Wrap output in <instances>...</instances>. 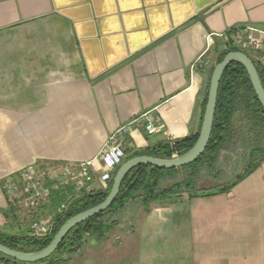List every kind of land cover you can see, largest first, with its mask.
Here are the masks:
<instances>
[{
  "label": "crops",
  "instance_id": "0c3cea01",
  "mask_svg": "<svg viewBox=\"0 0 264 264\" xmlns=\"http://www.w3.org/2000/svg\"><path fill=\"white\" fill-rule=\"evenodd\" d=\"M248 27L264 29V0H0V229L52 217L18 204L6 218L4 183L26 167L93 161L87 191L104 189L98 155L120 127L131 151L197 132L224 40L192 66L209 34ZM140 212L70 264H264V163L228 193Z\"/></svg>",
  "mask_w": 264,
  "mask_h": 264
},
{
  "label": "trees",
  "instance_id": "16d2710c",
  "mask_svg": "<svg viewBox=\"0 0 264 264\" xmlns=\"http://www.w3.org/2000/svg\"><path fill=\"white\" fill-rule=\"evenodd\" d=\"M232 51L241 50L222 49L218 52L216 65ZM246 53L252 58L248 52ZM253 61L264 85V70L255 60ZM214 68L215 66L211 69L202 91L198 131L185 138L159 142L145 149L133 151L127 149L125 161L142 155L171 159L185 154L195 145L208 101ZM239 141L242 147L250 149L246 166L233 180L224 182L225 172L220 165L221 155L224 151L234 152ZM262 163H264V108L255 93L246 68L238 62H233L225 71L220 83L213 133L202 156L189 165L173 169L151 165L135 167L124 179L120 193L112 206L71 230L49 258L37 263H27L0 254V264H70L74 255L84 247L90 237L99 240L107 237L119 222L114 216L121 213L130 203L138 202L148 212L154 203L175 204L187 197H208L228 193ZM118 168L114 171L107 188L75 193L73 188L69 187L55 193L52 198L54 208L51 217L54 228L50 234L37 236L32 226L21 233H10L0 229V244L26 253L46 248L68 219L99 205L107 198ZM166 179L171 183L162 186ZM62 204L66 207L60 212ZM20 210L22 209L18 203L9 199V208L5 216L8 220L10 218L16 220L21 217Z\"/></svg>",
  "mask_w": 264,
  "mask_h": 264
},
{
  "label": "built area",
  "instance_id": "2783aa9c",
  "mask_svg": "<svg viewBox=\"0 0 264 264\" xmlns=\"http://www.w3.org/2000/svg\"><path fill=\"white\" fill-rule=\"evenodd\" d=\"M215 37L223 39V49L238 48L248 52L253 60L264 70V29L248 27L238 30L233 36L228 33L209 34L207 46L204 52L197 58L192 70L205 65V56L215 44ZM145 131L149 135L156 134L162 127L159 119L153 116L144 115ZM130 124L120 127L114 132L100 151L98 158L104 164L100 180L107 188L113 178L114 171L121 166L127 156L128 135ZM96 177L94 162H83L80 164L64 163L59 170L41 175L35 166H29L20 172L10 176L4 183V191L8 199L24 206L28 214H32L38 208L51 206L55 193L64 191L69 187L75 193L89 189ZM66 207L62 204L61 212ZM52 219H41L32 222V229L35 235L45 236L53 231Z\"/></svg>",
  "mask_w": 264,
  "mask_h": 264
},
{
  "label": "water",
  "instance_id": "95a60500",
  "mask_svg": "<svg viewBox=\"0 0 264 264\" xmlns=\"http://www.w3.org/2000/svg\"><path fill=\"white\" fill-rule=\"evenodd\" d=\"M233 62H238L246 68L255 93L264 108V85L253 59L243 51L229 52L225 56L223 61L218 63L214 68L210 81L208 101L199 132V137L195 145L188 152L171 159H162L153 156L142 155L125 161L118 168L115 174L112 188L107 198L99 205L83 211L68 219L61 226L51 243L46 248L40 251L26 253L11 249L3 244H0V254H3L17 261L27 263H37L44 261L57 251V249L64 241L66 236L71 232V230H73L79 224L86 222L91 218L103 213L112 206L120 193V189L124 179L135 167L140 165H151L162 169H173L183 167L195 162L200 156H202L210 142L214 128L220 83L225 71Z\"/></svg>",
  "mask_w": 264,
  "mask_h": 264
},
{
  "label": "rangeland",
  "instance_id": "374dc122",
  "mask_svg": "<svg viewBox=\"0 0 264 264\" xmlns=\"http://www.w3.org/2000/svg\"><path fill=\"white\" fill-rule=\"evenodd\" d=\"M249 151L250 149L248 147L244 148L241 146L240 141L236 144V148L234 152H228V151H224L221 155V161H220V165L223 168L224 172H225V176H224V182H229L231 180H233L237 174H239L243 168L246 166L247 160H248V156H249ZM40 171L41 175H47L49 173H52L55 170H47V171H42L41 169H38ZM206 174V172L203 173V181H205V177L204 175ZM171 181L169 179H166V181L163 182L162 186L168 185L170 184ZM152 206V205H151ZM145 210V208H143L138 202L135 203H130L121 213L116 214L114 216V218L118 219L119 222H128L132 219H134V217H138V215H140V211ZM136 217V218H137ZM25 220H27V227L26 228H31L33 219L32 218H25ZM41 220V219H39ZM10 233H21L19 230H11L8 229L7 230ZM114 234L115 231H110L107 234V239L113 241L114 240ZM88 245L85 247V249H89L90 245H97V238L96 237H90L88 239ZM82 252V250H79L74 256L76 255H80V253ZM74 258V257H73ZM92 263L97 264V262L93 261Z\"/></svg>",
  "mask_w": 264,
  "mask_h": 264
}]
</instances>
